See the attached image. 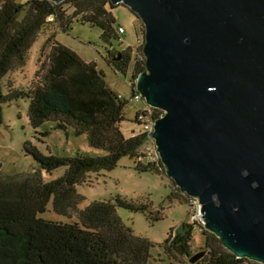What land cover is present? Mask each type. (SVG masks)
Masks as SVG:
<instances>
[{
	"label": "trees",
	"instance_id": "16d2710c",
	"mask_svg": "<svg viewBox=\"0 0 264 264\" xmlns=\"http://www.w3.org/2000/svg\"><path fill=\"white\" fill-rule=\"evenodd\" d=\"M119 6L123 5L114 6L109 0H66L61 4L49 0H0V124L4 107L28 102L27 117L36 135L46 137L49 132L38 131L49 122L56 131L86 135L90 147L107 153L104 157L78 154L68 158L45 155L26 145L35 162L33 171L0 178V264H149L153 258L154 244L136 236L124 224L118 210L142 213L152 221L164 219L163 214L151 204L121 196L80 209L84 197L77 187L87 184L91 174L114 171L123 158L133 161L138 173L165 176L161 161L145 153L151 141L149 132L144 130L145 120L154 122L164 112L145 103L135 117L140 129L126 137L121 125L130 101L107 85L104 72L95 62L83 60L53 40L43 47L35 81L27 91L9 85L5 93L2 85L11 72L25 66L33 42L53 17L63 33H68L74 22L100 28L105 61L117 76L130 75L131 101H143L137 98L135 87L138 76L146 70L141 38L144 27L134 14L142 25L138 45L123 47L122 36L127 30L117 24L112 12ZM59 168H65L62 177L50 182L43 180V173ZM170 191L171 202L187 204L190 212L196 213L194 199L182 193L172 180ZM51 201L55 213L70 222L41 217ZM73 216L77 221H72ZM196 228L204 237L206 254L195 264H256L226 250L219 238L196 220L170 231L163 244L166 253L182 264L183 260L191 264Z\"/></svg>",
	"mask_w": 264,
	"mask_h": 264
},
{
	"label": "water",
	"instance_id": "95a60500",
	"mask_svg": "<svg viewBox=\"0 0 264 264\" xmlns=\"http://www.w3.org/2000/svg\"><path fill=\"white\" fill-rule=\"evenodd\" d=\"M109 1L144 25L135 88L164 112L150 137L166 177L226 250L264 264V0Z\"/></svg>",
	"mask_w": 264,
	"mask_h": 264
},
{
	"label": "rangeland",
	"instance_id": "374dc122",
	"mask_svg": "<svg viewBox=\"0 0 264 264\" xmlns=\"http://www.w3.org/2000/svg\"><path fill=\"white\" fill-rule=\"evenodd\" d=\"M112 12L117 24L124 26L127 30V33L122 36L123 47L135 48L138 45L140 26L142 27L140 21L128 8L123 6L117 7ZM48 22L50 24L38 34L33 42L25 66L11 72L3 80L2 85L5 93L9 91V85L18 90L27 91L29 89L35 81L42 49L47 46L49 40H53L70 48L83 60L95 62L98 65V69L105 74L107 85L130 101L125 109V121L121 125L122 132L126 137L130 136L133 131L138 132L140 128L135 124V117L136 113L145 107V102L131 101L130 75L124 78L117 76L105 61V46L100 38V28H91L88 25L83 26L74 22L71 30L68 33H63L54 23L53 17L49 18ZM142 36L144 37V33ZM114 45L118 46V43ZM28 106V102L20 101L4 107V120L0 124V178L29 174L33 171L35 162L26 151V145L35 147L45 155L52 154L59 157L70 158L78 154L88 157L107 155L105 151L90 147L86 135L77 136L71 131L68 133L56 131L49 122L45 123L38 131L39 134L44 132H49V134L46 137L36 135L27 117ZM64 174L65 168H59L49 174L43 173L42 177L45 182H50ZM87 182V184L77 187L78 193L84 197L80 209H84L96 201H108L121 196L136 203L151 204L154 210L163 214L164 219L152 221L142 213L118 210L124 224L131 228L136 236L144 237L154 244L153 258L149 264H182L166 253L163 244L170 231L178 229L182 223H193L195 220L201 224L202 222L196 217V213L190 212L187 204L169 200L170 180L166 175L138 173L134 169L133 161L123 158L114 171L91 174ZM41 217L64 223L71 221L67 217L55 213L53 201L49 203L46 213ZM72 221H77V218L73 216ZM192 246L194 254L204 251L205 248L204 237L197 228L193 234ZM188 263L189 260H183V264Z\"/></svg>",
	"mask_w": 264,
	"mask_h": 264
},
{
	"label": "built area",
	"instance_id": "2783aa9c",
	"mask_svg": "<svg viewBox=\"0 0 264 264\" xmlns=\"http://www.w3.org/2000/svg\"><path fill=\"white\" fill-rule=\"evenodd\" d=\"M120 31L123 33V29L120 28ZM141 95L139 94V97L137 98H140ZM153 126H154V122H149L148 120H145V125H144V130L145 131H148L149 132V136L152 134L153 132ZM150 144L146 146L145 148V153L151 157L153 160H160V156H159V153L157 152V149H156V146L154 144V141L153 139L150 137ZM194 199V205L196 206V217L201 219V210H200V204H199V201L195 198ZM255 263V262H253ZM256 264H259V263H256Z\"/></svg>",
	"mask_w": 264,
	"mask_h": 264
}]
</instances>
